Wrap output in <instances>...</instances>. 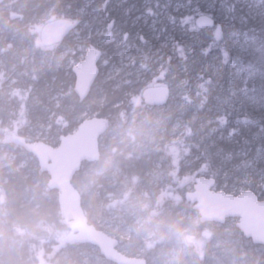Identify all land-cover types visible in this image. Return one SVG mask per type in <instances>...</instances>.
<instances>
[{
    "label": "trees",
    "instance_id": "1",
    "mask_svg": "<svg viewBox=\"0 0 264 264\" xmlns=\"http://www.w3.org/2000/svg\"><path fill=\"white\" fill-rule=\"evenodd\" d=\"M102 3L103 0H6L0 5V146H11L12 133L27 137L32 128L39 130L42 125L45 142L57 147L61 136L74 132L84 120L82 114L90 104L91 110L98 112L97 117L107 121L108 132L100 140L101 159L84 163L73 184L82 194L89 222L100 230L102 228L96 222L99 210L92 208L96 205L94 200L102 204L103 215L110 211L121 212L124 206L132 204L138 212H145V227L128 240L119 239L121 252L127 251L126 255L137 257V250L143 247L146 252L142 256L149 264H264V246L246 239L236 225L232 234L240 239L238 243L233 242L235 238L225 227L211 230L214 225L201 224L198 213L185 199L200 177L196 174L193 156L186 148L207 136L211 119L205 107V93L199 88L200 81L195 75L192 74L186 83L191 102L187 111L188 123L182 134L171 136L169 129L173 123L168 124L164 137L161 129L151 127L152 110L156 107L144 103L142 92L148 87L166 86L165 76L173 66L182 64L176 53L165 50L163 69L137 84L134 95L130 94L127 84L116 91L111 84H103L105 67L101 65L90 96L80 102L74 92L73 66L58 60L62 47L73 45V35L49 48L40 44L39 27L43 24L69 18L78 29L83 21L74 17L78 9L85 8L86 17L91 18L94 15L92 9ZM213 15L218 23H222ZM46 17L50 18L45 20ZM101 49L108 56V52ZM42 53L51 55L34 68ZM167 54L172 56L171 61ZM212 54L217 55L216 52ZM74 58L77 63L80 61L78 54ZM239 62L245 74L247 71L258 72L261 67L258 57ZM170 91L171 99L164 110L173 120V91ZM101 93L106 100L103 109L98 107L97 100ZM108 112L113 117L107 116ZM134 126L137 128L133 131ZM257 126L258 122L238 124L233 117L212 138L211 154L213 170L218 173V190L225 191V185L227 193L238 195L241 190L231 179L224 180L219 172L221 168L239 163L245 154L264 161V155L256 152L254 143L243 142ZM233 127L239 131L230 136ZM116 131L122 136L113 138ZM123 138L127 140L123 142ZM16 151L21 154L18 162L24 160L22 155L34 157L22 148L18 147ZM34 160L37 161L35 157ZM251 176L253 187H256L264 180V166L253 169ZM207 177L213 178L211 174ZM48 179L39 168L34 175L27 168L20 172L12 168L0 169V264H113L98 250L95 252L97 259L94 256L84 259L94 248L89 244H62L61 239L69 230L61 219L58 192L47 187ZM39 181L41 186L35 184ZM186 211L193 217H186ZM219 241L227 244L212 249L211 246ZM40 250L44 252L41 261L38 258ZM173 250H178L176 259L166 263L165 256Z\"/></svg>",
    "mask_w": 264,
    "mask_h": 264
},
{
    "label": "rangeland",
    "instance_id": "2",
    "mask_svg": "<svg viewBox=\"0 0 264 264\" xmlns=\"http://www.w3.org/2000/svg\"><path fill=\"white\" fill-rule=\"evenodd\" d=\"M199 3L200 6L212 14H215L219 20L222 21V24L225 26V29L235 28L241 35L239 36L240 45L233 49L232 58L235 64V67L225 68L224 76L220 80V83L223 85V88L227 90L229 87L242 88L244 83L247 82L248 87L252 88L253 86L258 87L261 82L262 71L261 67L258 72H249L247 74L243 72V68L239 61L244 59H249L251 57H258L260 62L264 53L253 51L254 48L264 46V3H261V0H195ZM236 2V11L232 13L229 11L230 5ZM99 7V6H98ZM97 7V8H98ZM153 8L156 12V16L150 17L145 14V9ZM188 9V0H110L108 4V13H110L117 21L116 24V39H119V33L121 30L128 31L132 35L130 36V45H135L138 42L135 39L136 34L143 33L149 39H152L153 35L159 30L167 29L164 32L165 36L175 35L180 38L181 29L179 26H173L168 20L169 15H175L179 17ZM108 13L100 12L98 15L100 17V22L93 21L95 28L98 31H103L102 21L106 18ZM50 14L49 16H51ZM87 12L81 13L77 11L74 15L75 18L83 19L84 21L80 24V27L73 32V45H64L62 47V53L60 55L59 61L65 63L67 66H75L77 60L74 58L78 54L80 60L84 59L87 52V47L89 41L86 39V32L91 26V18L86 17ZM244 17H250L244 19ZM50 17H46L45 20ZM55 20V19H54ZM52 21V20H51ZM44 25V24H43ZM42 25V26H43ZM39 27V33L41 31ZM244 33H247L249 38H254V44L245 45V36ZM77 34V35H75ZM40 42V41H39ZM93 43L99 45L101 48L105 49L108 52V58L117 65L109 66L108 68L103 69V84H111L113 91L119 90L123 85H125V80L128 78L129 73H134L132 77L134 80H137L138 83L134 85H128L130 94L134 95L136 91V85L143 82L146 76H153L154 73H159L164 67V53H150L142 60H139L135 68L129 67L127 65L120 66L118 65L122 53L127 51V47L116 48L114 44L108 42V40L101 35H97L96 32H93ZM154 48H159L160 45L157 42H153ZM171 47L165 49L170 50ZM50 53H42L38 60L37 64H34V68L43 64L46 57H49ZM133 55L135 53L133 52ZM216 56V54H212ZM211 57H209L210 59ZM145 65V67H140V64ZM103 66V63L101 62ZM245 71V72H246ZM242 73V75H240ZM162 76V74H161ZM164 76V75H163ZM192 76V72L189 69L188 71L184 70L183 65L173 66V69L165 76L167 82L166 87L172 89V106L171 112L175 114L174 119H170L169 114L164 110V108H155L152 110V128L161 129L164 137V133L167 130L169 123H173L169 132L171 136H179L182 134L185 125L188 123V105L191 100L187 93L186 83L188 78ZM163 78V77H161ZM149 82V80H148ZM98 107L103 109L106 103L105 96L101 93L97 97ZM13 114V113H12ZM14 115V114H13ZM98 112L92 111L90 104L86 107V111L82 114L84 119H90L97 117ZM107 116L113 117V115L108 112ZM137 128L134 126L131 128L133 131ZM42 125L40 129L32 128L31 135H27V138L33 142L45 141L43 137ZM10 136V135H9ZM122 136L118 131L113 133L114 137ZM161 137V138H162ZM127 139L123 138V142ZM17 146L11 143V146L5 147L0 146V169L12 168L16 172H20L22 168H27L28 172L32 175L39 168L38 162L34 160L32 156H24V160L17 161L20 152H17ZM20 148V147H19ZM88 173V172H87ZM86 173V174H87ZM86 174H84L86 176ZM28 177L25 175V179ZM34 179V177H33ZM37 186H41V182L35 183ZM82 192H84L82 190ZM242 193V190H240ZM89 198L91 199L90 192H88ZM94 199H96L94 197ZM98 211L96 215V222L102 228V230L110 236H113L118 239L128 240L130 237L143 229L147 222V217L145 212L140 213L136 207L132 205L124 206L121 212L110 211L107 215H103L102 204L94 200ZM186 217L192 218L193 214L190 211L185 212ZM236 219H229L223 225L217 223H211L214 226L211 227V230L214 228L225 227L226 231L231 232L233 242H241L235 235L232 234V228L236 225ZM232 242V241H231ZM227 243L224 241L216 242L211 246L212 249L223 248ZM97 248H93L91 251L84 256V259L89 260L91 256L95 255ZM40 250L38 252L39 260H44V256L40 259ZM99 251V250H98ZM127 253V251H124ZM146 250L143 247H140L137 250L136 256L141 257L145 254ZM178 250H173L165 256V262L171 263L176 259ZM44 255V253H43ZM75 264V263H74ZM103 264V262H102Z\"/></svg>",
    "mask_w": 264,
    "mask_h": 264
},
{
    "label": "snow or ice",
    "instance_id": "3",
    "mask_svg": "<svg viewBox=\"0 0 264 264\" xmlns=\"http://www.w3.org/2000/svg\"><path fill=\"white\" fill-rule=\"evenodd\" d=\"M239 2V0H236ZM236 2L230 5L229 11L235 13ZM264 3V0H261ZM109 0H103V3L95 9H92L91 26L86 32V39L90 42L87 47L88 60L95 68V75L99 74L101 62L103 67L117 65L113 63L104 53L101 47L93 43V32L97 35L104 36L109 43L114 44L116 48L127 47V51L122 53L118 63L120 66H129L135 68L144 57L150 53L162 54L166 53L165 49L171 47V50L177 54L179 61L182 62L184 70H191L192 74L200 81L199 88L205 93V107L211 114L209 120L208 134L206 137L196 140L192 145L186 148L189 155L193 156V163L196 165L197 176L202 177L201 182L205 185H216L218 173L214 171V161L212 160L211 149L214 147L212 138L222 128L228 125L229 120L235 117L238 124L252 125L258 122V126L250 136H245L243 142L245 144H255L256 152L264 155V56L261 58V82L258 87H248L247 82L242 88L229 87L227 90L223 88L220 80L224 76V69L235 67L232 58V51L240 45L239 36L241 35L235 28L225 29L222 23L216 21L215 16L202 8L195 0H188V9L179 17L169 15L168 20L173 26H179L181 29L180 38L175 35L165 36L167 29L159 30L152 39L146 37L143 33L135 36L138 42L130 45V36L128 31L121 30L119 39H116V19L108 13ZM81 13L85 12V8L78 9ZM108 13L102 21L103 31L95 28L93 21L100 22L99 13ZM145 14L150 17L156 16L153 8L145 9ZM250 17H244L248 19ZM245 36V45L254 44V38H249L247 33ZM153 42L159 43L160 47L154 48ZM253 51L264 53V46L256 47ZM133 52L135 55H133ZM216 52V56L212 53ZM169 61L172 56L167 54ZM209 57H211L209 59ZM140 67H145L142 63ZM134 73H129L125 84L134 85L138 83L132 77ZM209 93H211L209 95ZM239 131L233 127L229 131V135H235ZM212 142L211 144L209 142ZM264 166V161L257 157H249L247 154L239 161L232 164L229 168H221L224 180L231 179L233 185L241 187V201L250 207L264 209V180L253 187L251 171L253 169ZM239 173L240 175H237ZM211 174L213 179H207V175ZM227 192V185L224 187ZM243 189H247L244 191ZM225 200H230L224 193L220 194Z\"/></svg>",
    "mask_w": 264,
    "mask_h": 264
},
{
    "label": "water",
    "instance_id": "4",
    "mask_svg": "<svg viewBox=\"0 0 264 264\" xmlns=\"http://www.w3.org/2000/svg\"><path fill=\"white\" fill-rule=\"evenodd\" d=\"M5 1L0 0V5ZM74 30L72 19H55L42 26L39 39L44 47H52L61 43ZM72 71L75 75L74 91L81 100H85L99 76L95 75L96 70L88 60L87 53L84 59L73 66ZM170 98L171 91L166 86L148 87L142 92V99L147 106H164ZM107 128L102 118L94 117L82 121L75 132L63 135L57 147L43 141L30 142L16 133L11 136L10 141L36 158L40 172L49 177L47 187L58 192L61 219L69 230L62 237V244H89L113 264H148L143 257H131L121 252L117 238L89 222L82 194L73 184L84 163L100 160L99 141ZM201 180L202 177H198L192 190L185 195L186 201L198 213L200 223L223 225L229 219H236V228L246 239L255 245L264 246V209L250 207L241 201L242 193H227L218 190L216 185H205ZM221 193L230 200L223 199ZM43 253L40 252V259Z\"/></svg>",
    "mask_w": 264,
    "mask_h": 264
},
{
    "label": "bare ground",
    "instance_id": "5",
    "mask_svg": "<svg viewBox=\"0 0 264 264\" xmlns=\"http://www.w3.org/2000/svg\"><path fill=\"white\" fill-rule=\"evenodd\" d=\"M5 2H6V1H5ZM5 2H4V3H5ZM82 20H83V19H82ZM83 21H84V20H83ZM83 21H82V22H83ZM73 22H74V21H73ZM74 24H75V23H74ZM75 30H76V24H75ZM75 30H74V31H75ZM74 31H73V32H74ZM73 32H72L71 34H69V35H68V36H67V37H66L61 43H63V42L69 37V36H71V35L73 34ZM73 43H74V42H73ZM59 44H60V43H59ZM86 53H87V52H86ZM85 55H86V54H85ZM80 61H81V60H80ZM80 61H79V62H80ZM99 69H100V68H99ZM94 84H95V83H94ZM94 84H93L92 88L94 87ZM91 90H92V89H91ZM74 92H75V91H74ZM90 93H91V91H90ZM75 94H76V96L78 97V99H79L80 102H84V101H86L87 98L90 96V94H89V96H88L85 100H81L80 97L77 95L76 92H75ZM170 99H171V98H170ZM169 101H170V100H169ZM169 101H168V103H169ZM168 103H167V104H168ZM167 104H166V105H167ZM166 105H164V106H153V107H156V108H164ZM148 106H149V105H148ZM149 107H152V106H149ZM99 118H102V119L106 122L107 127H108V123H107V121L105 120V118H103V117H99ZM84 120H86V119H84ZM84 120H83V121H84ZM80 123H81V122H80ZM80 123H79V124H80ZM76 130H77V129H76ZM76 130H75V131H76ZM75 131H74V132H75ZM107 132H108V128H107V131L101 136L100 140L103 138V136H104ZM15 133H16V134H20V133H18V132H15ZM15 133H12V135L15 134ZM72 133H73V132H72ZM69 134H71V133H69ZM12 135H11V136H12ZM20 135H21V134H20ZM11 136H10V138H11ZM22 136H23V135H22ZM62 136H63V135H62ZM62 136H61V137H62ZM24 137H25L28 141L33 142V141L29 140L26 136H24ZM37 142H38V141H37ZM43 142H45V141H43ZM46 143H47V142H46ZM99 143H100V141H99ZM12 144H13V143H12ZM100 152H101V147H100ZM101 155H102V154H101ZM100 159H101V158H100ZM82 202H83V198H82ZM117 239H118V238H117ZM118 240H119V239H118ZM119 243H120V241H119ZM75 245H76V244H75ZM81 245H85V244H81ZM141 257H143V256H141ZM143 258H145V257H143ZM145 259L147 260V258H145ZM147 262H148V260H147ZM148 264H149V262H148Z\"/></svg>",
    "mask_w": 264,
    "mask_h": 264
}]
</instances>
